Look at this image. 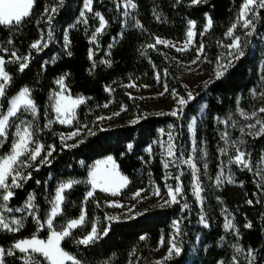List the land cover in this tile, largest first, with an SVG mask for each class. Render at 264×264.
Listing matches in <instances>:
<instances>
[{"label": "trees", "instance_id": "16d2710c", "mask_svg": "<svg viewBox=\"0 0 264 264\" xmlns=\"http://www.w3.org/2000/svg\"><path fill=\"white\" fill-rule=\"evenodd\" d=\"M83 1L35 0L31 15L20 25H0V57L5 60L4 69L11 77L5 97L1 98V110L5 111L8 101L24 87L30 89L37 106L35 116L22 112L11 118L8 137L0 144V157L9 153L15 139V126L22 121L34 124V139L45 146L41 157L46 154L47 146L55 148L48 157L50 162L40 164L38 171L36 165L41 157L35 163L29 161L32 166L23 169V173H31V178L11 189L14 194L7 206L15 210L33 195L36 216L42 223L48 216L58 185L67 180H80L64 193L62 212L53 218V230L59 231L69 220L79 217L82 211L85 213L82 225L72 229V235L61 242V247L79 264H153L152 249L161 238L164 242L169 241L173 220L180 221L177 241L181 254L160 264H249V250L255 257L251 264H264V173L261 171L264 170V134L257 135L258 131L248 134L243 125L224 130L217 120L235 114L237 108L252 112L264 107V94L253 95L264 86V8L258 10L251 36L238 28L245 55L233 60L222 77L206 81H210L207 87L205 82L199 84L195 99L184 106L183 114L177 118L166 113L143 112L123 84L131 77H137L143 84H153L158 76L170 91L184 96L181 79L161 51L162 47L155 43L156 38L181 40L189 21H194L195 44L203 46L204 53L213 63L244 0H201L196 5H192L191 0H133L136 7L129 9L127 16L120 9L118 0H92V11L102 15L107 22L103 32L97 35L95 45L89 38L97 20L89 18V25L75 24ZM46 7L48 13H45ZM53 7L57 8L54 14L51 13ZM49 15L53 17L50 24ZM206 16L212 24L204 31ZM37 40L46 42L48 47L37 52L31 48ZM12 52L21 58L30 57L24 71L19 70L23 61L13 58ZM60 77L65 78L71 95L86 97L77 108L71 125L60 124L55 119L49 102L50 93L56 89L55 82ZM203 102L205 113L197 124L195 136L203 148V161L207 165L203 180L207 226L199 222V209L191 192L188 172L181 176L179 203L153 205L134 216L109 219L116 208L106 204L110 196L101 191L93 192V196L85 201L90 190L85 182L88 169L92 162L106 156H112L120 172L129 179L118 195L121 200H127L136 191L149 186L154 185L162 191L167 183L175 186V177L166 178L158 144L159 129L170 125L175 132L176 145L187 143L186 125ZM105 104L108 106L104 107ZM122 108L125 116L135 117L132 120L135 123L124 119L106 122L98 119ZM50 121V126L45 127ZM73 129H82L83 136L62 142L61 134ZM224 132L228 143H225ZM73 144L77 146H65ZM128 144H132L131 150ZM237 148L245 153L249 167L229 163L232 182L216 185L221 166L235 155ZM221 149L227 151L221 153ZM185 203L187 208L183 207ZM223 208L232 217L236 236L224 230ZM3 214L20 218L23 226L17 231L0 228V247L5 253L9 250L14 253L5 254L2 261L4 264H25L26 254L14 249L13 245L33 235L45 239L50 230L40 228L25 209ZM94 224L99 238L88 245L77 243ZM249 224L251 227H246ZM105 230L107 234H104ZM231 237L234 243H231ZM33 255L40 264H47L42 256Z\"/></svg>", "mask_w": 264, "mask_h": 264}, {"label": "snow or ice", "instance_id": "6c2138e0", "mask_svg": "<svg viewBox=\"0 0 264 264\" xmlns=\"http://www.w3.org/2000/svg\"><path fill=\"white\" fill-rule=\"evenodd\" d=\"M179 2V0H177ZM201 0H191L192 5L199 4ZM35 0H0V25L2 26H12V25H20L25 18L29 17L31 15V11L34 7ZM62 3V0H61ZM91 4L92 0H85V9L87 11H91ZM125 6L126 8H135L136 4L133 2V0H125ZM264 8V0H244L243 5L241 6L240 13L238 19L242 21V27L245 29H252L253 31L247 32L246 36H251L255 30V24L254 20L257 18L258 10ZM49 9L45 8V13H48ZM57 8L53 7L51 9V13H56ZM249 13H251V17H249ZM85 15L84 12H81V17L83 18ZM125 16L128 15V12L125 11ZM96 16L99 18V27L95 29V33L92 36V40L95 41L97 38V34H101L103 30L106 27V20L105 18L100 15L99 13H96ZM52 15H49L48 22L49 24L52 21ZM83 23H87V20H83ZM212 21L211 19L208 20V26H211ZM189 31L187 33L189 41H191V38L193 37L194 33L191 30L193 27H195L194 21H189ZM137 27H140L139 22H137ZM237 27L236 24H233L228 32L226 33L227 36L232 37V43L230 45H226L229 49L227 55L231 57L225 64H218L217 70L215 71V76L217 79L222 77L224 73L228 70L229 67L232 66L233 60H239L241 57L245 55V52L243 50V45L241 42L240 36H235L233 34V30ZM208 30V27L205 28V31ZM52 33H48V38L51 39ZM65 40L67 42V36H65ZM11 43V41H9ZM156 44H165L167 45V41H162L159 38L156 39ZM48 44L46 42L42 43L41 40H37L31 45V48L36 49L37 52L42 51L43 48H47ZM148 47H155V45H149ZM179 50V49H178ZM201 51L203 50V46H201ZM71 55V53H69ZM11 56L15 58L16 60H22L23 62L19 65V70L22 72L24 69L28 66V62L30 60L29 56H24L23 58L19 57L16 52H12ZM91 58V53H90ZM199 58V57H198ZM5 60L0 57V98L5 97L6 94V87L9 84L11 77L10 75L5 71L4 65ZM159 80V77H157ZM64 78L61 77L60 80L57 81V83L61 87V91L58 93H55L53 97L51 98L53 103V109L57 114V119L62 124H70L72 122V119L74 118V111L75 109L82 103H84V98H72L70 95L64 94ZM209 82H205V87H207V84ZM128 87H135L134 84L127 85ZM107 91H111V89H106ZM167 91V88H165ZM162 95V94H161ZM174 97L176 96V93H173ZM195 97L191 92L188 93L187 97H179L177 99V104L180 106L178 109H174L172 112L168 113L169 115L176 116L179 118L183 114L184 106H186L188 103H190L192 100H194ZM108 105L105 104L104 107H107ZM122 110H124L122 108ZM22 112H29L33 116L37 114V106L34 102V100L31 98V92L28 87L22 88L19 93L12 97L8 101V107L6 111L0 110V144L4 143L8 137V129L12 126V119L18 116V114ZM258 113H264V107H261L258 109V111H253L250 116H248L245 113H241V115L245 116L247 119L255 118L254 124H248V128H256L257 125H259V130L256 133L264 134V119L260 118L258 116ZM114 115H119V113H114ZM99 120L103 119H111V117H98ZM136 121H132V123H135ZM51 121L49 122V125H45V127L50 126ZM195 125V119H193V125ZM190 126V127H192ZM16 131H15V139L12 143V147L9 150V153L4 155L3 157H0V228H3L8 231H17L20 227L23 226L21 220L12 219L10 222H8L3 215L4 212H12V211H23V209H11L7 206V202L10 200V198L13 196V191L11 189L18 188L21 186V181H26L27 179L31 178V173H28L25 175L23 173V169L31 167L32 163H35L37 161L38 157H41V153L44 152L45 146L40 144L38 141L34 139V124L32 122H26L22 121L21 124L16 125ZM90 131V130H89ZM244 129L241 128V132H243ZM80 134L79 129L77 131L71 133L67 137H65L63 134H61V141L63 142L65 139H73L75 136H78ZM90 134H94L91 133ZM251 134V133H249ZM225 143H228L227 140V133L224 134ZM172 137L171 134H169V143L166 148V153L169 158L175 157L174 147L175 145L171 142ZM66 147H76L77 145H65ZM128 149H132V144L127 145ZM48 150L45 155H43L39 161V164L36 165V170H39L40 164H46L49 163L48 157L52 155V153L55 151L54 146L49 145L47 146ZM151 151V149H149ZM227 149H221V153H225ZM23 157H26V159H22ZM32 162V163H29ZM235 162L236 164L248 168L249 164L247 160L245 159V153L242 151H239L237 149V154L235 155L234 161L230 158L229 163ZM184 163L192 166L193 169V195L196 197V199L199 201L202 199L201 197V185L200 180L198 176L196 175V168L195 165L191 160L184 161ZM169 166V161L164 162V167L167 168ZM207 165H205V168ZM10 179V183H9ZM179 180V177L176 178ZM228 181L231 182L232 178L229 176ZM217 184H220L223 182V173L217 176L216 178ZM39 183V182H38ZM74 183H77V181H68L66 183L60 184V186L57 188L55 192V199L52 201V207L50 214L45 221L48 229L50 230L47 240L39 239L36 235H33L30 239H25L16 242L13 245L14 249H18L19 252L26 254L25 255V264H40V261L36 259V256L33 254H38L39 256H42L45 261H47V264H65L66 261H72V264H79L78 261L74 259L73 256H71L68 252H66L61 247V242L65 240V238L70 237L72 235V229L80 226L85 221V213L82 211L81 215L78 219H71L67 222L66 226L62 228V230H53V218L61 214L62 212V204L65 199L63 193L65 190L70 189ZM88 183L91 185L93 191L97 188H99L101 191L105 192H111L112 195H118L120 190L125 187L129 180L126 176H123L118 171V168L115 164V161L112 159V157H108L107 160L98 162L90 172H89V180ZM168 187V200H165V205H171L175 203H179L178 197L182 194V188L180 184L178 183L176 187L173 189L171 186ZM93 191H89L86 194L85 201H87L88 197L93 196ZM159 189H155L154 195H159ZM140 192L134 194L135 197H139ZM34 197L30 196L28 199V202L26 204V208L34 209V205L32 204ZM251 203V201H249ZM110 206H116L120 207L119 204H114ZM184 208H187L188 205L185 203L183 205ZM31 214V213H30ZM34 219H36L37 223L40 224L41 227H43V224H41V221L39 217L33 216ZM112 219V218H109ZM201 223H205V218L201 217ZM15 226V227H13ZM173 226L175 228V234L174 236L169 240V249L168 253L166 254L164 259H169L173 256V254L179 256L181 254V248L177 245L176 237L180 235V221H174ZM207 226V225H205ZM225 229H231L234 227L233 221L231 219L225 220L224 224ZM246 227H251V225H246ZM104 234H107V230H105ZM97 235V228L95 224L92 226L91 232L77 241L79 244L88 245L94 240L98 239ZM143 239V237H141ZM161 244H163V238H161ZM240 249H237V252H239ZM7 255H13V251L9 250L7 253H5V250L0 248V264H3L2 257ZM249 264H251L252 260L255 259V257L252 255L251 250H249ZM157 264H160V262H157Z\"/></svg>", "mask_w": 264, "mask_h": 264}, {"label": "rangeland", "instance_id": "374dc122", "mask_svg": "<svg viewBox=\"0 0 264 264\" xmlns=\"http://www.w3.org/2000/svg\"><path fill=\"white\" fill-rule=\"evenodd\" d=\"M117 2H118V5L120 6V9H122L124 12L131 9V8H126L125 0H118ZM81 12L85 13L83 18L81 17ZM96 13L97 12H93L92 10L87 11L85 9V0H84L82 7L80 9L79 15L75 21V24L76 23H82L83 25H89V18H91V19L97 20L98 24H97L96 28L99 27V18L96 16ZM239 13H240V11H239ZM251 15L252 14L249 13V17H251ZM238 17H239V15H238ZM82 19L87 20V23L81 22ZM209 19L210 18L208 16H206L204 31H205L206 27H208V29L210 27V26H208V20ZM234 24L237 25V27L233 30V34L235 36H239V34H237L238 28H239V30L244 32V34H246L247 32L253 31L252 29H245L244 27H242V21H240L238 18L236 19ZM189 28H190V26L188 24V29L186 31L185 37L181 40H175V39L166 38V37H157L162 41L168 42L167 45H165V44H158V45H160L162 47L161 51L167 55L169 61L173 65L174 69L177 71L178 76L180 77L181 82H182L184 89H185V95L184 96L176 93V96L174 97V95H173L174 91H170L168 89L167 85L164 82H162L161 79H159V80L156 79L155 83H153V84H143V83L139 82L137 77L136 78L131 77L129 79V81H127L126 83L123 84L127 90L128 95L136 101V103L141 107L143 112L168 114V113L172 112L174 109H178L180 106L177 104L176 101L179 97H187L189 92H191L193 94V96L195 97L197 86L199 84H202V83L208 81L212 77H216L215 71L217 70L218 64H225L229 59H231V57H229L227 55L229 49L225 46L230 45L232 43V37L225 35V42H222L220 44V54L217 57L216 61L211 63V61L207 58L204 51L200 50L202 45L196 46V44H195V27H193L191 29L193 31L194 35L191 38V41H189V38L187 35ZM94 33H95V30H94L93 34ZM93 34L89 38V41L92 43V45H95L97 42V38L95 41H93L92 40ZM65 36H67L66 33H65ZM65 36H64V43L67 45L68 39L66 42ZM155 43H156V40H155ZM90 53L91 54L93 53V48H91ZM60 79H61V77L56 80V82H55L56 89L53 90L49 96L50 106L54 112L55 119L58 122H59V120L57 119V114L54 111L53 106H52L54 101L51 98L53 97V95L55 93H58L61 91V87L57 83V81ZM63 82H64V94L65 95H70L72 98H81L82 97V98H84V102L86 101V97H84L82 95H75V96L71 95L70 91L68 90L67 86L65 85V78H64ZM129 84H134L135 87H128L127 85H129ZM165 88H167V91L165 90ZM260 88H261V90L254 91L253 95H259V96L263 95L264 94V86H260ZM77 108L74 111V118L72 119V122L70 124H63V125H71L74 122V120L76 118ZM0 110H1V98H0ZM122 111L123 110L120 109V110H117V111H114V112H111V113L104 115L103 117H105V118L111 117V119H104V121L106 122V121H109L112 119H124V121H132L133 119H135L134 116H125ZM256 111H258V110H256ZM242 112L247 114L248 116H250L253 111L252 112H246L243 109L237 108L235 114H229L226 117L218 118L217 120L224 127V130H227L228 128L233 127V126L243 125L246 129L245 130L246 133H248V134L249 133H251V134L256 133L259 129V125H257L256 128H251V129L247 127L248 124H254L255 123V118L247 119V118H245V116L241 115ZM114 113H119V115H114ZM204 113H205V103L203 102L200 104V107H199L196 115H194L188 121V123L186 125V132H187L186 134H187V138H188L187 143H184L183 145H181L179 147L176 145L175 132H174V129L172 128V126H170V125L167 127L159 129L160 138L158 141V144L160 147V152H161L162 159H163V164L166 160L169 161V166L167 168L164 167L165 173H166V178L175 177V179H176L177 177H179V180L176 179V185L179 183L181 186V176L185 172H188L190 177H191L192 195H193V179H194L193 169H192V166L184 163V161L191 160L193 162V164L195 165L196 175L198 176V178L200 180V185L202 188V191H201L202 199L198 201L194 195H193V198H194V200L197 204V207L199 209L198 218H199V222L201 225H206V220H205V223H201V217L203 216L205 218V212L203 209L204 199H205L203 180L206 177V168H205V164L203 161V148H202L201 144L197 141L196 136H195V132H196L197 124L200 121V119L203 117ZM262 115H264V113H258V116L260 118H262ZM193 119H195V125L194 126H192L193 125ZM60 124H62V123H60ZM190 126H192V127H190ZM75 131H77V129H73L71 131H68V132H65L62 134L65 137H67L68 135H70L71 133H73ZM79 131H80V134L78 136H75L73 139H65L64 141L70 142V141H75L76 139H80L83 136L84 132L82 129H79ZM224 133H226V132H224ZM169 134H171V137H172L171 142L175 145L174 152L176 155L173 158H169L167 156V153H166V148H167V145L169 143ZM149 149L150 148H147L148 152H150ZM237 149H239V148H237ZM239 151H242V150L239 149ZM236 154H237V151H236L235 155ZM235 155L231 157V159L233 161H234ZM108 157H112V156H106V157L97 159L91 163V165L88 169L87 178L85 180L86 183H88V180H89V172L93 168H95V166L98 162L105 161L108 159ZM245 159H246V157H245ZM247 162H248V160H247ZM233 163H235V162H233ZM115 164H116V162H115ZM236 165H238V164H236ZM116 166H117V164H116ZM238 166L242 167L240 165H238ZM117 168H118V166H117ZM118 171L120 172L119 169H118ZM261 171L264 173L263 169ZM221 173H223V182H226V181L229 182L227 178L229 176H231V178H232L231 165L229 164V160L227 163H225L221 166V169H220L218 175H220ZM120 174L123 175L121 172H120ZM123 176H125V175H123ZM232 180H231V182H232ZM68 181H77V183L81 182L80 180H67V181H64L62 183H66ZM62 183H60V184H62ZM77 183H74L73 185H75ZM222 183H220V184H222ZM60 184L58 185V187L60 186ZM215 184L219 185V184H217L216 180H215ZM166 185L171 186V184H169V183H167ZM176 185L171 186V187L174 189L176 187ZM89 187H90L89 191H93L90 184H89ZM125 187H123L120 190V192ZM57 188H56V190H57ZM155 189H157V187L154 185L149 186V187L144 188V189H140V190H138L140 192L139 197L134 198V194L138 192V191H136L127 200H121L118 197L120 192L118 195H112L111 192L101 191L99 188L95 189L93 192L101 191L105 194H108L110 196V198L107 199L106 204L109 206L114 205V204L121 205L120 207L112 206V207L116 208V211L113 214V216H111V218H118V217L134 216L138 212L144 210L147 207H151L153 205H159V206L165 205V203H164L165 200L169 199L168 187H166L164 191L159 189V193H160L159 195H154ZM56 190H55V192H56ZM67 190H65L64 193ZM64 193H63V195H64ZM30 196L33 197V195H30ZM29 197H28V199H29ZM180 197H181V195L178 197V200L180 199ZM28 199L25 201V203L23 204L22 207H18L15 209H25L29 213H31L33 216H36L35 207H34V209H29V208L25 207L27 202H28ZM54 199H55V194H54L52 201H54ZM32 204H33V201H32ZM51 207H52V204H51ZM50 211H51V208L48 212V216L50 214ZM222 211H223V217H224V224H225L226 218L232 220L231 215L229 214V212L227 210H225V208H223ZM48 216H47V218H48ZM5 218L8 222H10L12 219L21 220L20 218L8 217V216H5ZM47 218L41 223V224H43V227H47V225L45 223ZM78 218L79 217H77L75 219H78ZM174 221H177V220L172 221V232H171V236H170L169 240L175 234V228L173 226ZM13 227H15V226H13ZM40 228H42V227L40 226ZM224 230L226 232H228L231 236H236V231H235L234 227L231 229H225V227H224ZM90 232H91V230H90ZM177 237H176L175 242L178 245ZM30 238H32V237H30ZM30 238H26V239H30ZM47 238H45L43 240H47ZM39 239H42V238H39ZM168 242L169 241H167V242L163 241V244H161V241H160L159 244L152 249L151 259H152L153 264H157V262H162L163 260H165L164 258L166 256V254L168 253V249H169V243ZM231 243H234L233 238H232ZM174 255L175 254H173V256ZM68 262H72V261H66L65 264H67Z\"/></svg>", "mask_w": 264, "mask_h": 264}, {"label": "crops", "instance_id": "0c3cea01", "mask_svg": "<svg viewBox=\"0 0 264 264\" xmlns=\"http://www.w3.org/2000/svg\"><path fill=\"white\" fill-rule=\"evenodd\" d=\"M1 248V247H0Z\"/></svg>", "mask_w": 264, "mask_h": 264}]
</instances>
